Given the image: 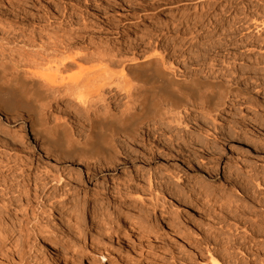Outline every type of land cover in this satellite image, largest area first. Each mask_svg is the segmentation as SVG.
Segmentation results:
<instances>
[{
  "label": "rangeland",
  "instance_id": "rangeland-1",
  "mask_svg": "<svg viewBox=\"0 0 264 264\" xmlns=\"http://www.w3.org/2000/svg\"><path fill=\"white\" fill-rule=\"evenodd\" d=\"M68 36L77 38L75 53L102 48L139 60L159 52L177 75L230 90L223 97L211 89L215 97L206 108L193 106L180 125L163 127L154 154L137 139L125 144L128 157L88 174L82 157L52 154L23 118L0 115V219L17 234L0 247V264L47 261L42 234L29 230L38 222L66 230L62 221L75 205L82 206L75 212L79 225L87 217L97 224L93 231L80 227L84 248L69 257L72 264H170L208 235L234 240L235 261L264 248V0H0V55L8 63L36 59ZM79 74L75 68L60 77ZM121 97L113 108L122 106ZM51 107L50 118L76 104ZM47 176L60 177L62 187L52 180L36 193L42 200L34 198V181ZM94 200L107 201L100 215L91 214ZM124 212L134 228L122 222ZM105 218L109 233L99 227Z\"/></svg>",
  "mask_w": 264,
  "mask_h": 264
},
{
  "label": "bare ground",
  "instance_id": "bare-ground-1",
  "mask_svg": "<svg viewBox=\"0 0 264 264\" xmlns=\"http://www.w3.org/2000/svg\"><path fill=\"white\" fill-rule=\"evenodd\" d=\"M76 39L72 36L65 37L46 49L44 55L28 59L22 65H19V62L10 64L0 55V115L23 118L32 136L52 154L60 158L67 154L82 157L87 174L98 165L108 167L114 165L118 158L128 157L130 143L137 139L145 143L146 151L154 154V145H158L155 144L157 138L164 135L161 130L163 127L180 125L193 106L206 108L207 102H211L215 97L211 89L222 90L223 97L227 96V90H230L219 84L202 82L192 74L177 75L159 52L151 56L142 55L143 58L139 60L137 57L128 56H122L120 59L102 48L81 55L73 51ZM123 59L128 60L127 65L115 73L112 72L114 69L111 67L119 66L117 63H122ZM93 63L95 65L85 67ZM75 68L79 69V76L61 79L60 76L64 72ZM120 95L124 100L122 106L113 108L112 103ZM63 100L73 101L76 107L50 118L52 102ZM223 103L222 100L219 105ZM208 107L210 109V103ZM81 126L86 128L84 133L80 132ZM125 144L129 146L124 147ZM175 177L178 183V178ZM52 180L62 187L60 177L47 176L42 183L34 181V198L42 200L43 195L40 193L36 196V193L43 191ZM201 180L198 176L195 179L199 183ZM26 191L24 190V193ZM194 197L195 203L192 204L199 206L200 198L198 195ZM226 197L229 198L230 194L227 193ZM60 200L57 199L54 205L61 203ZM91 202L93 215L104 211L107 206V201ZM49 205L53 207L52 203ZM77 207L82 206L75 205L65 213L66 219L62 222L66 224V230H54L39 222L37 228L29 230L42 234V248L44 254L49 257L43 264H72L73 260L69 262V257L81 255V249L84 247L80 241V227L88 226V231H93L97 223L87 217L85 220L89 222H81L83 225H79L75 217ZM122 217L123 223H128L131 228L135 227V224L130 223L128 212H124ZM107 220L108 218H105L100 223L97 221L105 233H109ZM170 222L167 219L164 226H169ZM22 231V228H18V235ZM14 232L12 225L8 226L0 219V247L13 243L17 238ZM29 232L25 233L27 238ZM256 234L252 232L249 238L255 237ZM221 240L208 235L192 247V253L182 250L181 253L179 251V258L172 256L170 264H264V248L256 249L255 252V248H251L248 250L251 253H248L244 261H235V254L232 255V250L235 251L234 240ZM92 241L90 246L98 245Z\"/></svg>",
  "mask_w": 264,
  "mask_h": 264
}]
</instances>
